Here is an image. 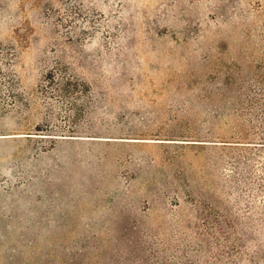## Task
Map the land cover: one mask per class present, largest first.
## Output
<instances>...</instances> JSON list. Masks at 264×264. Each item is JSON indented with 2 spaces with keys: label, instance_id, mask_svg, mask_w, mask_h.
I'll use <instances>...</instances> for the list:
<instances>
[{
  "label": "rangeland",
  "instance_id": "obj_1",
  "mask_svg": "<svg viewBox=\"0 0 264 264\" xmlns=\"http://www.w3.org/2000/svg\"><path fill=\"white\" fill-rule=\"evenodd\" d=\"M0 264H264V0H0Z\"/></svg>",
  "mask_w": 264,
  "mask_h": 264
},
{
  "label": "trees",
  "instance_id": "obj_2",
  "mask_svg": "<svg viewBox=\"0 0 264 264\" xmlns=\"http://www.w3.org/2000/svg\"><path fill=\"white\" fill-rule=\"evenodd\" d=\"M235 247H236V245H235ZM233 249H235V248H233ZM237 250V249H236Z\"/></svg>",
  "mask_w": 264,
  "mask_h": 264
}]
</instances>
